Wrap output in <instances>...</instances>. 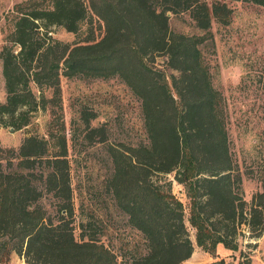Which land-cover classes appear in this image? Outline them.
<instances>
[{"label": "trees", "instance_id": "16d2710c", "mask_svg": "<svg viewBox=\"0 0 264 264\" xmlns=\"http://www.w3.org/2000/svg\"><path fill=\"white\" fill-rule=\"evenodd\" d=\"M248 1L264 6V0ZM182 12L210 37L212 20L227 25L232 14L222 0L211 5L206 0H23L6 13L0 123L18 130L39 110L48 118L47 137L29 135L16 150L7 149L6 165L0 159V263L15 252L30 264H186L194 243L184 205L172 192V181L165 177L161 183L155 174L174 173L183 186L195 243L214 258L204 264H230L217 259V246L236 250V227L254 231L264 222V190L250 206L241 195L221 94L202 58L203 37L170 30L169 14ZM93 15L102 25L99 38ZM51 25L78 41L54 40ZM157 55L164 57L162 65L155 64ZM61 74L117 75L141 100L147 140L128 149L109 147L112 167L105 187L142 234L143 249L117 254L103 241L98 213H75ZM262 85L264 92V79ZM79 118L83 139L106 141V125L91 124L94 113L81 110ZM70 138L77 139L75 133ZM13 160L19 162L12 166ZM49 195L55 200L46 203Z\"/></svg>", "mask_w": 264, "mask_h": 264}, {"label": "rangeland", "instance_id": "374dc122", "mask_svg": "<svg viewBox=\"0 0 264 264\" xmlns=\"http://www.w3.org/2000/svg\"><path fill=\"white\" fill-rule=\"evenodd\" d=\"M23 0H0V50L4 45L9 24L6 13L12 11L14 4ZM211 5L215 0H206ZM231 8L232 14L227 25L212 20V37L195 27L188 12L169 14V27L174 33L199 35L202 58L208 65L212 85L221 94L229 140L230 155L240 174V190L248 206L257 193L264 190V6L248 0H222ZM95 37L101 35V22L93 15ZM49 35L63 43L78 41L77 36L63 27L51 25ZM164 57L157 55L155 64L162 65ZM61 97L65 116L69 153L72 200L75 213L80 209L96 212L105 228L103 241L109 243L117 254L143 249L145 240L141 233L128 222V216L121 211L112 196L106 191V179L111 173L109 147L128 149L130 146L147 140L141 100L130 87L117 75L93 77L78 75L67 77L60 75ZM35 96L40 91L31 83ZM46 96L49 91L44 88ZM6 98V89L0 60V103ZM81 110L95 114L91 124H105L107 139L105 142H88L82 138L84 125L81 122ZM48 115L43 111H32L29 124L14 130L0 123V159L6 165L10 152L17 149L23 139L29 135L45 136ZM76 135V140L70 136ZM19 161L13 160L12 166ZM174 173L165 176L153 175L159 182L168 178L172 181V192L182 201L185 208V224L194 243V253L186 264H204L214 260L195 243L194 229L187 220L188 199L184 188L174 180ZM166 177V178H165ZM49 199V200H48ZM55 200L47 196L46 203ZM78 218L74 224V234L79 238ZM263 229V230H262ZM236 250L218 245L217 259L225 263L264 264V222L252 231L247 225L236 227ZM0 264H30L24 255L12 252L9 259Z\"/></svg>", "mask_w": 264, "mask_h": 264}]
</instances>
